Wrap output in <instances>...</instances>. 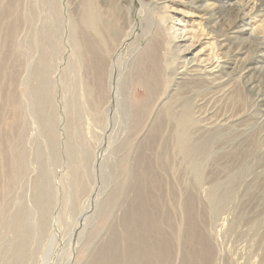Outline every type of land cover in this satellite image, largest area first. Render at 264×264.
<instances>
[{
    "label": "rangeland",
    "instance_id": "1",
    "mask_svg": "<svg viewBox=\"0 0 264 264\" xmlns=\"http://www.w3.org/2000/svg\"><path fill=\"white\" fill-rule=\"evenodd\" d=\"M105 1L17 0L14 20L9 14L13 1L0 0V187L6 186L5 167L12 152L17 149L24 155L18 180L0 195V264H88L122 217L129 195L125 190L107 214L101 203L114 188L136 180L139 151L151 134L147 153H165L161 138L173 134V128L152 132L154 122L159 106L174 98L181 103L180 96L199 109L191 144L207 145L209 150L200 156V170H192L188 156L170 141L165 155L169 168L164 172L168 189L163 194L171 191L178 203L198 195L208 244L217 251L214 264H264V0H135L134 20L140 19L143 3L167 36L165 48L159 50L167 60L162 86L151 97L137 130L132 129V113L128 116L123 108L115 127L113 115L107 124L102 123V113L94 112L88 64L75 43V24L85 23L96 33L87 17L91 6L113 15ZM229 3L236 6L234 12ZM146 43L144 37L141 45ZM134 48L135 44L120 53V62L116 59L125 66L121 94L127 110L137 99L138 83L127 81L138 60ZM183 73L197 80L178 86ZM220 77L223 81L215 83ZM35 89L43 91L47 101V122L39 111L41 92L35 95ZM14 96L21 103L19 123ZM231 174V194L213 219L210 185L217 178L230 186ZM221 185L220 191L226 189ZM45 191L44 216L40 207ZM19 209L29 212L27 236L26 231L16 234L11 221ZM169 211L173 214L172 205ZM93 230L96 237L89 242Z\"/></svg>",
    "mask_w": 264,
    "mask_h": 264
},
{
    "label": "bare ground",
    "instance_id": "2",
    "mask_svg": "<svg viewBox=\"0 0 264 264\" xmlns=\"http://www.w3.org/2000/svg\"><path fill=\"white\" fill-rule=\"evenodd\" d=\"M12 1L14 3L17 0ZM43 1L47 2V0ZM115 1L116 4L114 5ZM123 1L127 2V6L123 5ZM13 3L10 6L9 14L10 17L12 16L16 20L18 2ZM104 3L105 6L113 7V15L110 17L107 11L95 5L91 6L92 8L89 9L87 17L88 21L94 25L96 33L94 35L90 33V27L85 23L84 26L75 24V43L82 58L88 64L87 76L89 78L88 82H90L94 112L100 114V116L102 113L104 115L102 123L106 122L107 124H109V116L113 115L112 123L115 127L120 109L123 108V111L127 112L128 116L130 112L132 113L134 117L132 129L137 130L151 107L149 105L151 97L162 86L163 63L167 60L164 61L159 50L165 48L167 36L162 25L160 23L157 24L156 19L150 16L151 12L143 3H141V7L138 10V15L140 16L138 21H135L132 17L135 0H106ZM228 5L231 12L237 9L232 3ZM222 7L221 5L220 9ZM125 10H127V13H124ZM235 13L236 20L239 22L238 12ZM125 20H127L126 26L123 25ZM13 24L17 25L16 21ZM13 24L12 28H14ZM87 24L91 25L90 23ZM54 29V27L49 29V33H53ZM13 32H10V35ZM144 37L147 38V43L142 46L141 40ZM133 44H135L134 51L138 60L135 63L133 72L129 73L127 81L131 82L134 80L138 83V86H136L137 99L133 106L127 110L124 108L121 94L125 66L123 67L117 63V60L120 53H125L126 49H129ZM261 49L263 50V47ZM113 59H115L114 62H112ZM118 62L120 61L118 60ZM39 74L43 76L42 71ZM189 75V73H183L179 76L177 85L184 84L187 86L197 80L193 77L195 75ZM221 79L222 77L216 78L214 82L221 83L223 81ZM37 91L36 89L34 90L35 95ZM38 92H41L40 95L42 96V106L39 108L40 115L43 121L46 120L47 122V101H44L43 91ZM15 96L13 100L10 99L16 110V121L19 123L21 103ZM180 97L182 98L181 103H179L180 98L166 101L165 104L163 102L159 106V117H157L156 123L154 122L155 128L152 132L160 130L164 126L173 128V134L166 136L168 138H161V141L165 140L163 142L166 146L165 153H147V147L145 146H152V140L154 139V135L151 134L142 143L139 151L138 160L135 164L136 180L133 184L122 185L119 186L121 188L117 189L114 188L101 203V210L107 214L117 205L119 196L125 190L129 195V198L124 201L122 217L112 227L108 234L109 236L103 242L101 241L88 264H214L217 251L215 247L208 244L206 224H203L205 214L203 209L199 207L198 195L186 196L182 202L178 203L176 194L171 191L163 194L164 188L166 187L165 190L168 189L164 180V172L169 168L168 163H165V155H168L166 153L169 151L168 145L171 144L170 141L176 143L178 151L184 156H188L189 166L192 170H200L202 166L200 156L203 157L204 153L209 150L207 145L197 147L191 144L194 140L191 130L196 126L197 121L200 120L195 115L199 109L195 110L191 100L186 99L185 96ZM197 105L200 106V103ZM200 114L198 115L199 117ZM23 158V152L17 149L8 158L5 167L7 183L6 186L0 187V195L6 194L11 183L18 180ZM81 173L82 171L77 167L78 180H82L80 178ZM234 174L230 175L228 182L230 186L228 184L226 186L221 185L217 178L210 185L209 200L213 205L211 210L213 219L224 210L227 204L232 191L233 181H235V178L232 179ZM220 185L226 189L220 191ZM170 188L172 187L169 186ZM217 190H219L220 194L216 193ZM155 191H158V193ZM47 196L45 191L41 199L40 211L42 214L44 213V216L48 212ZM170 205L173 206V214H170ZM1 221L2 215H0V225ZM11 221L16 229V234H24V231H26L24 235H29L30 232L27 229L29 227V212L23 209L17 210L12 215ZM40 224L44 226L45 223L41 220ZM234 226L232 223L230 230ZM94 231L89 232V242L96 237ZM42 234L43 231H39L37 236L41 237ZM24 252L26 253V251ZM28 257H30L29 252Z\"/></svg>",
    "mask_w": 264,
    "mask_h": 264
}]
</instances>
